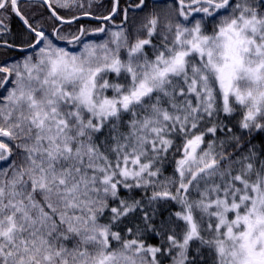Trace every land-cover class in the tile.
Wrapping results in <instances>:
<instances>
[{"label":"snow or ice","instance_id":"6c2138e0","mask_svg":"<svg viewBox=\"0 0 264 264\" xmlns=\"http://www.w3.org/2000/svg\"><path fill=\"white\" fill-rule=\"evenodd\" d=\"M0 264H264V0H0Z\"/></svg>","mask_w":264,"mask_h":264}]
</instances>
